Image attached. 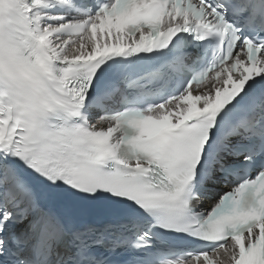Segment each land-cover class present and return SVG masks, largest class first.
<instances>
[{"label": "snow or ice", "instance_id": "snow-or-ice-1", "mask_svg": "<svg viewBox=\"0 0 264 264\" xmlns=\"http://www.w3.org/2000/svg\"><path fill=\"white\" fill-rule=\"evenodd\" d=\"M0 264H264V0H0Z\"/></svg>", "mask_w": 264, "mask_h": 264}]
</instances>
